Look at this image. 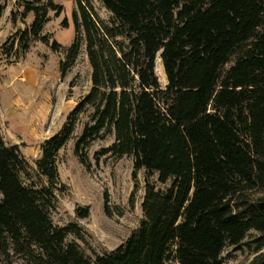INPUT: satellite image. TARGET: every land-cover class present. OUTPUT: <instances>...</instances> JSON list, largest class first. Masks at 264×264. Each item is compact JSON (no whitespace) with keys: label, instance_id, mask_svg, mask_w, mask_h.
<instances>
[{"label":"trees","instance_id":"1","mask_svg":"<svg viewBox=\"0 0 264 264\" xmlns=\"http://www.w3.org/2000/svg\"><path fill=\"white\" fill-rule=\"evenodd\" d=\"M8 1L0 0V19ZM77 2L76 37L61 73L84 48L91 88L43 143L38 172L19 145L0 138V264H224V249L246 245L253 233L262 251L264 0H100L108 20L92 0ZM16 5L22 11L12 10L14 23L34 14L16 33L19 52L40 42L58 52L43 31L50 13L60 16L63 7L51 0ZM83 117L75 148L81 164L87 166L94 142L112 137L96 159L133 158L134 179L146 175L140 227L120 248L95 257L68 241L82 238L81 227H59L52 218L58 153ZM252 264H264V254Z\"/></svg>","mask_w":264,"mask_h":264},{"label":"rangeland","instance_id":"2","mask_svg":"<svg viewBox=\"0 0 264 264\" xmlns=\"http://www.w3.org/2000/svg\"><path fill=\"white\" fill-rule=\"evenodd\" d=\"M51 1L63 7V12L60 16H56V12L50 13V21L43 33L53 38L52 43H59L58 52L42 42L33 44L26 53L19 52L16 33L24 30L26 25H32L34 14H29L25 23L20 17L16 23L11 16L9 20L3 17L10 8L22 11L16 0L5 3L6 10L0 19V138L8 145H19L35 172L39 171L43 143L61 131L92 84L91 65L84 48L75 66L64 75L61 73V61L66 60V50L76 37L74 14L79 12L78 2ZM92 2L98 15L108 20L110 14L100 0ZM64 21H68L67 27L63 26ZM156 63V75L165 87L168 80L160 57ZM81 120V125L74 129L58 153L56 197L59 202L52 218L59 227L73 224L81 227L84 231L82 238L70 235L68 241L77 242L86 256L95 257L105 250L120 248L140 227L146 175L140 171L134 179L133 158L107 155L96 159L97 153L112 145V137L94 142L86 152L87 166L81 164L75 148L87 118ZM42 180L48 184L46 177ZM152 181L157 182L156 177ZM25 182L29 183L26 178ZM136 184L139 188L133 195ZM257 197L260 194H253L250 198ZM81 209L88 210L87 218L79 217ZM249 237L244 246L224 249V264H252L258 255L264 254V249L260 252L255 249L257 244L254 241L259 237L255 233ZM15 264H21V261Z\"/></svg>","mask_w":264,"mask_h":264},{"label":"crops","instance_id":"3","mask_svg":"<svg viewBox=\"0 0 264 264\" xmlns=\"http://www.w3.org/2000/svg\"><path fill=\"white\" fill-rule=\"evenodd\" d=\"M11 12H12V8H10L8 11H6L3 17L8 18V20H9Z\"/></svg>","mask_w":264,"mask_h":264}]
</instances>
